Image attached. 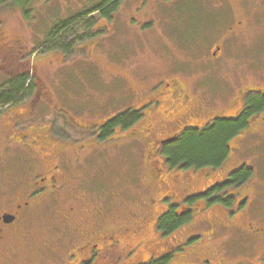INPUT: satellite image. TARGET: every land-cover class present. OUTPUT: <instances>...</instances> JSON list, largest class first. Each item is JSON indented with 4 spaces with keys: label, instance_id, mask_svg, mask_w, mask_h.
I'll return each instance as SVG.
<instances>
[{
    "label": "rangeland",
    "instance_id": "rangeland-1",
    "mask_svg": "<svg viewBox=\"0 0 264 264\" xmlns=\"http://www.w3.org/2000/svg\"><path fill=\"white\" fill-rule=\"evenodd\" d=\"M100 1L32 0L27 15L18 5H0V84L7 75L31 67L39 92L26 94L16 104L0 109V173L10 177L6 183L0 182V205L18 194L20 189L10 184L15 177L21 180L27 177L24 170L28 169V160L38 158L36 152L46 146V142L49 144L38 140L37 131L30 130L31 124L48 127L44 132L49 139L65 138L68 127L69 136H75L71 140H78L92 132L87 128L77 131L73 120L88 126L98 123L128 104L130 92L136 85L155 83L172 73L185 80L191 96L203 100L208 110L227 111V104H239L247 89L264 83V79L258 78L264 65V0L260 3L231 0L233 13L243 12L248 18H259L252 30L263 32L260 44L254 40L256 34L244 35L249 28H241L237 34L226 37L219 51L212 47L214 41L221 40V33L227 35L230 12L227 0H118L114 18L100 20L101 30L91 36L84 33L85 27L96 26L97 11L72 24L68 33L80 36V42H76L80 44L72 52L63 53L59 48L44 52L33 48L46 37L56 21L65 20ZM81 19H84L83 24ZM207 50H214L217 57H206ZM121 143L114 138L102 143L103 146L98 142L93 149L85 146L78 153L69 144L67 154L61 156L63 165L68 163L65 169L68 168L73 183L84 177L80 185H69L70 197L81 198L70 201L76 216L82 217L78 221L81 236L85 237L92 228L88 224L95 207L110 208L119 215L113 221L122 222L123 212L137 208L155 186L162 185L153 178L151 185L140 180V177H147L143 161L146 145L133 142L121 146ZM207 143L190 142L184 146L185 152L198 161ZM48 156L50 167L53 163L60 165V158ZM204 180L206 178L199 179L198 185ZM110 189L114 192L109 200ZM62 203L60 201L49 213L42 211V217L47 214V218L52 217L49 223L45 217L38 216L32 225L24 227L29 237L22 240L33 244L31 239L40 233L46 239H39L38 247L48 244L50 248L64 251L60 244L63 241L57 236L58 230L65 226L60 218ZM113 221L101 224L107 226ZM143 229L142 234L132 239V245L138 240L143 245L135 252V259L147 255L143 242L153 236L150 222L143 224ZM70 241L65 252L74 243Z\"/></svg>",
    "mask_w": 264,
    "mask_h": 264
},
{
    "label": "flooded vegetation",
    "instance_id": "flooded-vegetation-1",
    "mask_svg": "<svg viewBox=\"0 0 264 264\" xmlns=\"http://www.w3.org/2000/svg\"><path fill=\"white\" fill-rule=\"evenodd\" d=\"M227 4V35L221 33V40L214 41L212 47L219 51L226 37L237 34L241 28H249L244 35L256 34V39L252 38L260 44L263 32L252 30L259 18L233 13L231 0ZM204 55L217 57L214 50H207ZM258 78L264 79V65ZM34 87V94L39 93L36 77ZM188 87L175 73L155 83L136 85L128 104L90 126L72 121L67 110L77 131L87 128L92 132L75 141L71 140L75 136H69L68 127L65 138L49 139V135H44V126L31 124L30 130L37 131L38 140L49 144L46 142L36 152L38 158L28 160V169L24 170L27 177H15L10 184L20 189L18 194L0 205V264H264V83L247 89L239 104H227V111L208 110L203 100L191 96ZM254 94L261 97L262 103L247 105L246 99ZM229 121L236 125L228 129ZM214 130L224 134V151L217 162L172 161L171 152L182 149L180 144L186 135ZM114 138L122 141L121 146L145 144L147 177L140 180L149 185L154 184L153 180L159 181L162 185L155 186L137 208L123 212L122 222L113 221L119 215L110 208L95 207L88 224L92 228L84 237L78 233L82 217L76 216L74 205L70 204L81 200L70 197V186L80 185L84 177L73 183L68 168L65 169L68 163L63 165L61 156L67 154L69 144L78 153L85 146L93 149L98 142L102 145ZM48 155L60 158V165L53 163L50 167ZM9 178L0 173L1 183ZM204 178L205 182L198 185L199 179ZM112 192L110 189L109 200ZM60 201V218L65 226L57 236L63 241L60 244L64 251L48 244L38 247L39 239H43L40 233L31 239L33 244L24 242L22 238L29 237L24 227L32 225L38 216L49 223L52 217H42V211L49 213ZM106 220L113 223L103 226L101 223ZM148 222L153 233L143 242L148 253L135 259V252L143 245L141 240L132 245V239L143 233V224ZM70 240L74 243L65 252Z\"/></svg>",
    "mask_w": 264,
    "mask_h": 264
},
{
    "label": "trees",
    "instance_id": "trees-1",
    "mask_svg": "<svg viewBox=\"0 0 264 264\" xmlns=\"http://www.w3.org/2000/svg\"><path fill=\"white\" fill-rule=\"evenodd\" d=\"M32 0H0V5H3L5 3H11L20 6L23 9V12L25 15L28 14L30 11L29 4ZM118 0H101L100 2H97L96 4L83 9L74 15L70 16L69 18L65 20H59L56 21L53 25V27L50 29L49 33L46 35V37L35 47H33L35 50H40L47 52V50H55L60 49L63 53L72 52L80 43L76 44L77 41L80 42V36H74L70 35L71 32L68 33L73 28V23H75L77 20H79L81 17L86 16L89 13L97 11L99 13V19L97 20L96 26H90L85 27V34L86 35H92L95 32H98L101 30V25H99L100 20H110L111 15L115 9V5L117 4ZM82 24L84 19H81ZM86 24L88 23L87 20ZM98 24V25H97ZM95 25V24H94ZM93 27V28H92ZM84 34V35H85ZM60 42V43H58ZM47 54V53H46ZM35 84V76L32 74L31 67L29 70L26 71H20L15 72L10 75H7L4 78V81L2 84H0V109L1 107H9L13 104H16L20 101V99L25 96L26 94H33L37 89L34 87ZM247 105L257 106L262 103L261 97L258 94H254L249 96L246 99L245 102ZM1 112V110H0ZM125 121L128 120L124 119ZM228 129L236 125L232 122H227ZM233 128V127H231ZM48 130V127H43V130ZM105 129H108V126L105 127ZM218 130V129H217ZM217 130L210 131L208 133H202L201 135H186L187 137L184 138L182 141H184L182 144V149H174L172 153V161H176V159H183V160H190L188 155L185 152V145L192 142L195 145L199 143H205L204 144V151L201 154V157L198 158L199 162H210L215 163L218 161V158L221 156V154L224 151V141L223 137L224 134H218ZM217 132V133H216ZM46 135V133L44 134ZM218 135V136H217ZM181 143V141H180ZM202 146V145H201Z\"/></svg>",
    "mask_w": 264,
    "mask_h": 264
}]
</instances>
